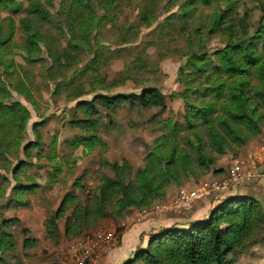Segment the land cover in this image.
Wrapping results in <instances>:
<instances>
[{
    "label": "rangeland",
    "instance_id": "rangeland-1",
    "mask_svg": "<svg viewBox=\"0 0 264 264\" xmlns=\"http://www.w3.org/2000/svg\"><path fill=\"white\" fill-rule=\"evenodd\" d=\"M42 1L53 21L39 22L41 29L34 24L41 39L33 45L22 23L29 1L16 0L21 4L12 8L0 0V28L13 35L0 60V105L10 107L0 111V233L14 241L0 251L5 264H73L71 246L86 239L95 240L99 264H145L134 260L155 237L192 229L238 199L256 206L252 215L223 224L245 227L229 264H264V183L250 178L254 165L264 163V107L252 106V119L235 125L239 138L226 142L220 119L228 117L235 79L216 68L230 39L248 37L240 51L253 50L264 0ZM94 12L106 19L95 24L81 51L72 44L68 14L92 19ZM223 14L236 19L234 35L213 25ZM217 81L224 92L219 98L208 92ZM250 81V89L262 85L254 71ZM148 88H158L165 105L109 107L96 98ZM92 100L96 109H85ZM15 104L29 110L25 123L13 118ZM209 104L210 124L189 118ZM173 141L176 177L150 204L121 209L123 186ZM236 162L241 174L234 177Z\"/></svg>",
    "mask_w": 264,
    "mask_h": 264
},
{
    "label": "trees",
    "instance_id": "trees-1",
    "mask_svg": "<svg viewBox=\"0 0 264 264\" xmlns=\"http://www.w3.org/2000/svg\"><path fill=\"white\" fill-rule=\"evenodd\" d=\"M12 8L19 6L21 3H16V0H5ZM29 9L27 17L22 19L25 30L33 39L32 44L37 45L38 40L41 39V32L33 28L34 24L38 27L39 22L48 23L52 17L48 14L45 4L42 0H28ZM126 0H106L110 5H117V2ZM199 0H192L197 2ZM79 3V2H78ZM71 8V7H70ZM107 13L110 12V7H105ZM185 14L182 18L187 17ZM70 23H67L68 32L73 38V46L79 48L81 51L86 45V39H90V33L95 24H99L106 19V16L98 18L93 13V18L76 17L68 14ZM213 25H224L232 35L235 34L237 22L236 19L226 20V15L214 19ZM241 24L246 23V18L240 19ZM247 33H244V35ZM12 33L3 35L0 28V60L6 46L12 40ZM248 37H241L240 39H230L221 56V65H217L219 72L225 71L226 74L234 78L232 83L231 93L229 94L230 105H228L227 118L220 119L229 135L225 136L226 142L230 137L238 139L235 125L242 121L252 119V106L263 105L264 107V19L261 21L256 30L257 42L253 45L252 51L241 52V46L247 44ZM235 40V41H234ZM83 42V44L81 43ZM70 53L64 57L68 58ZM30 61L36 60L33 56H28ZM60 61L61 59H55ZM194 64L200 65L201 58L195 57ZM6 61V66H11ZM256 72L260 76L262 85H255L250 89V74ZM74 81V80H73ZM74 83V82H70ZM69 83V84H70ZM222 82L214 83L213 88L208 92L216 93L217 98L222 96ZM0 90H3L0 84ZM82 94H74L75 98H79ZM103 101L109 107L120 106L122 103L128 102L130 104L142 105L146 107L163 106L166 103V96L158 88H148L142 93L133 94H117L113 96L100 94L96 97ZM83 107L87 110L96 109L95 100L85 101ZM7 105H0V111L9 109ZM212 104L199 108L196 112H189V118H202L207 123H211ZM12 115L15 121L25 123L29 118V110L23 105H14L11 107ZM254 112L257 107H254ZM213 135L216 140L221 143L224 139L216 136L217 132L213 125H211ZM0 146L2 141L0 138ZM203 152L202 149H200ZM177 146L173 141L172 146L167 152L155 151L150 158L149 165L146 170L139 173L138 177L129 184L123 186V197L119 199L121 209L129 207H143L150 204L154 197H159L163 190L170 184L172 178L176 177V167L174 160L177 154ZM187 159V158H186ZM164 163V164H163ZM187 166V162L185 161ZM237 203L229 201V205H223L215 213L216 215L208 221L194 225L192 229H170L165 234L155 237L149 244V247L140 251L136 256L135 262L142 260L145 264H172L176 257L185 264H229L228 254L240 242L239 235L241 234L244 225L233 222L231 227L223 226L225 222L234 221L236 216L252 215L255 211L256 203L248 199H238ZM54 224V223H53ZM52 224L49 225V228ZM28 244L35 243L33 239H28ZM14 244L11 234L0 233V251L6 250ZM134 262V263H135ZM0 264H5L4 260L0 258Z\"/></svg>",
    "mask_w": 264,
    "mask_h": 264
},
{
    "label": "built area",
    "instance_id": "built-area-1",
    "mask_svg": "<svg viewBox=\"0 0 264 264\" xmlns=\"http://www.w3.org/2000/svg\"><path fill=\"white\" fill-rule=\"evenodd\" d=\"M230 169L234 177L241 174L238 162L234 163ZM250 172H252L250 176L252 180L264 183V163H262V165H254V169ZM107 242H109V238ZM102 249L107 251L108 246H105ZM98 250L99 249L96 248L95 240L86 239L82 242L74 243L71 246L70 251L73 264H99L101 255Z\"/></svg>",
    "mask_w": 264,
    "mask_h": 264
}]
</instances>
